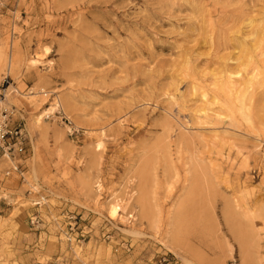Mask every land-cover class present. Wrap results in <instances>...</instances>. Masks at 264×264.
Here are the masks:
<instances>
[{
	"label": "rangeland",
	"instance_id": "1",
	"mask_svg": "<svg viewBox=\"0 0 264 264\" xmlns=\"http://www.w3.org/2000/svg\"><path fill=\"white\" fill-rule=\"evenodd\" d=\"M6 76L0 264H264V0H0Z\"/></svg>",
	"mask_w": 264,
	"mask_h": 264
},
{
	"label": "built area",
	"instance_id": "2",
	"mask_svg": "<svg viewBox=\"0 0 264 264\" xmlns=\"http://www.w3.org/2000/svg\"><path fill=\"white\" fill-rule=\"evenodd\" d=\"M10 77L0 83V160L13 161L17 151H23L25 128L15 119V111L6 104V92L10 88ZM18 166L14 169L17 171Z\"/></svg>",
	"mask_w": 264,
	"mask_h": 264
},
{
	"label": "bare ground",
	"instance_id": "3",
	"mask_svg": "<svg viewBox=\"0 0 264 264\" xmlns=\"http://www.w3.org/2000/svg\"><path fill=\"white\" fill-rule=\"evenodd\" d=\"M12 60L10 59V63H9V70H11L12 69ZM10 89V88H9ZM9 89H8V91H9ZM7 91V92H8ZM7 92H6V100H7V96H8V94H7ZM111 213H112V215L114 216V215H116V210L113 208L112 209V211H111ZM184 260V264H192L189 260H187V259H183Z\"/></svg>",
	"mask_w": 264,
	"mask_h": 264
}]
</instances>
